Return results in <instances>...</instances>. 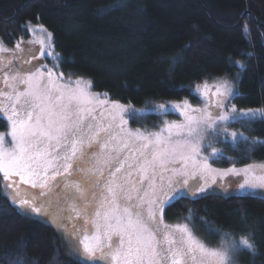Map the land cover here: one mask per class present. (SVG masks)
<instances>
[{"label": "rangeland", "instance_id": "rangeland-1", "mask_svg": "<svg viewBox=\"0 0 264 264\" xmlns=\"http://www.w3.org/2000/svg\"><path fill=\"white\" fill-rule=\"evenodd\" d=\"M31 28L21 65L0 74L8 120L0 132V169L19 179L12 197L40 203L24 212L63 234L70 230L73 253L88 264H231L245 240L225 233L211 245L192 217L168 222L162 207L186 194L264 198V170L219 171L208 163L245 134L233 124L248 115L232 109L235 81H209L196 110L151 132L132 126L133 113L107 101L89 80L59 73L47 61L48 33ZM10 51L0 40V55Z\"/></svg>", "mask_w": 264, "mask_h": 264}, {"label": "trees", "instance_id": "trees-1", "mask_svg": "<svg viewBox=\"0 0 264 264\" xmlns=\"http://www.w3.org/2000/svg\"><path fill=\"white\" fill-rule=\"evenodd\" d=\"M31 27L48 33L47 61L59 73L89 80L95 92L133 113L132 126L151 132L196 110L209 81L233 79L232 109L248 114L233 124L245 134L208 163L219 171L264 170V0H0V40L12 50L0 55V74L26 57ZM2 114L0 107L5 132ZM17 180L0 169V264H88L73 253L70 230L63 234L24 212L40 203L12 197ZM162 212L168 222L192 217L211 245L225 233L245 240L231 264H264V198L186 194Z\"/></svg>", "mask_w": 264, "mask_h": 264}]
</instances>
